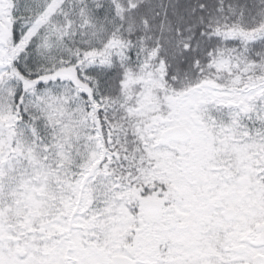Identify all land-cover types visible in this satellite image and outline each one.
Wrapping results in <instances>:
<instances>
[{
	"label": "snow or ice",
	"instance_id": "obj_1",
	"mask_svg": "<svg viewBox=\"0 0 264 264\" xmlns=\"http://www.w3.org/2000/svg\"><path fill=\"white\" fill-rule=\"evenodd\" d=\"M0 264H264V0H0Z\"/></svg>",
	"mask_w": 264,
	"mask_h": 264
}]
</instances>
